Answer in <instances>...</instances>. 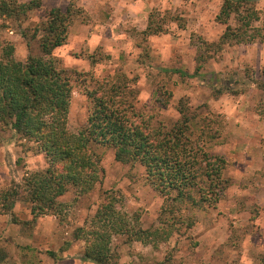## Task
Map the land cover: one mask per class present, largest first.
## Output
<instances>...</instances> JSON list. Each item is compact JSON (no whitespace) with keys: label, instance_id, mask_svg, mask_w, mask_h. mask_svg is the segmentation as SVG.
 <instances>
[{"label":"rangeland","instance_id":"obj_1","mask_svg":"<svg viewBox=\"0 0 264 264\" xmlns=\"http://www.w3.org/2000/svg\"><path fill=\"white\" fill-rule=\"evenodd\" d=\"M68 2L77 15L65 43L52 52L60 66L79 73L68 130L75 133L86 122L89 78L121 71L135 84L138 105L158 119L175 120V105L186 97L198 126L205 116L219 121L220 132L209 149L225 159L227 187L214 205L167 200L172 206L161 214L164 197L148 183L144 168L121 163L111 148L95 145L99 180L86 194L76 196L69 189L59 197L67 203L62 221L51 214L34 218L22 199L12 209L18 223L0 213L5 254L0 264H96L82 259L84 242L73 237V230L91 217L104 191L136 214L142 228L174 221L170 237L156 246L129 241L127 235L112 237L115 264H264V42L232 41L216 50L212 43L224 30L216 20L222 0H42L22 21L0 19V55L9 43L16 60L38 55L35 40L21 31L30 35L50 8L64 11ZM249 2L258 14L252 26H263L264 0ZM150 19L162 25L161 32L144 33ZM197 67L194 77L170 71L192 73ZM159 99L168 105L161 107ZM45 166L32 141L0 124V188L22 184L27 172Z\"/></svg>","mask_w":264,"mask_h":264},{"label":"trees","instance_id":"obj_2","mask_svg":"<svg viewBox=\"0 0 264 264\" xmlns=\"http://www.w3.org/2000/svg\"><path fill=\"white\" fill-rule=\"evenodd\" d=\"M41 3L0 0V19L22 21ZM249 4V0H222L216 20L224 30L212 43L216 50L232 41L264 42V25L252 26L258 14ZM76 15L75 7L68 2L64 11L50 8L33 25L30 35L24 28L21 35L35 40L39 50L38 55H29L25 61L13 57L10 43L2 48L0 124L32 141L44 155L46 166L27 172L22 184L0 188V213L9 214L11 222L18 223L12 209L22 199L34 218L51 214L62 221L67 203L59 197L69 189L76 196L86 194L99 180L102 171L95 145L111 148L121 163H138L144 168L148 183L164 197L161 214L172 206L167 200L183 198L197 206L214 205L227 187L225 159L209 149L210 142L218 137L220 123L205 116L198 126V114L186 97H180L175 105L178 117L167 123L138 105L135 84L123 72L90 77L91 84L85 88L89 105L86 122L75 133L68 130L70 98L79 73L60 66L52 52L65 43ZM161 31L162 25L150 19L144 33ZM170 71L189 77L199 74L198 67L192 73L180 68ZM158 102L161 107L168 105L167 100ZM173 222L162 219V226L142 228L136 214H129L117 196L104 191L91 217L74 228L73 237L84 242L82 259L115 264L112 237L127 235L129 241L156 246L170 237ZM4 257L0 249V262Z\"/></svg>","mask_w":264,"mask_h":264}]
</instances>
